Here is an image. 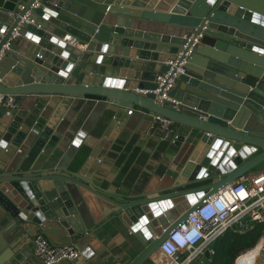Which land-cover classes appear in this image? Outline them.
Here are the masks:
<instances>
[{
    "label": "water",
    "instance_id": "water-1",
    "mask_svg": "<svg viewBox=\"0 0 264 264\" xmlns=\"http://www.w3.org/2000/svg\"><path fill=\"white\" fill-rule=\"evenodd\" d=\"M35 2L40 6L33 8ZM180 4L186 11L129 9L123 0H0V53L8 44L0 57V93L14 96L15 105L9 120L0 106V151L9 144L29 148L35 142L61 152L51 154L42 168L23 162L0 166V236L7 242L0 264H22L15 248L31 227L66 244L96 232L91 228L98 221L86 192L111 205L102 208L95 202L116 230L120 222L139 236L148 228L146 246L131 263L146 264L205 200L264 162V0ZM112 16L156 23L151 30L132 31L114 26ZM157 22L170 25L161 27L169 32L153 31L160 27ZM18 25L19 35L11 39ZM68 35L79 44L66 41ZM186 35L200 36L190 55ZM117 46L134 47L137 54L115 53ZM181 52L186 62L160 102L157 77L168 71L167 60ZM135 56L139 60L133 61ZM31 96L41 103L49 98L54 108L63 100L70 108L76 104L91 110L114 104L167 118L170 124L161 137L177 149L180 172L172 185L151 197H105L66 162L71 146L98 137L86 125L63 133L47 117L45 123L34 121L29 109L18 108L30 104ZM181 197L187 204L179 212L180 207L173 208Z\"/></svg>",
    "mask_w": 264,
    "mask_h": 264
},
{
    "label": "crops",
    "instance_id": "crops-1",
    "mask_svg": "<svg viewBox=\"0 0 264 264\" xmlns=\"http://www.w3.org/2000/svg\"><path fill=\"white\" fill-rule=\"evenodd\" d=\"M181 1L186 0H123L127 3L125 7L129 9L159 10L160 12H169L178 8L186 11L180 6ZM112 17L116 18L115 21H111L114 26L118 25L122 28L127 26V29H132V31L151 30V25L156 23L154 20L145 18ZM157 23L160 27L152 29L153 31L169 32L162 30L161 27L170 25ZM79 46L80 49H85L84 46ZM7 49L8 46H5L3 51ZM18 49L20 52L23 51L20 47ZM3 51L1 53H4ZM118 51L127 56L137 54L134 47L128 46H117L115 53ZM16 55L20 56L19 53ZM137 60L139 57L135 56L133 61ZM45 98L47 101L41 103L40 101L37 102L38 97L31 96L28 99L30 104L20 103L18 108L20 110L29 109L30 114H33L32 116L35 118L34 121L45 123L47 117L50 125L63 133L69 130H80L82 125H86L91 131L90 135L98 137L97 140L90 138L83 141L79 147L71 146L66 153V162L70 163L71 170L77 171L99 186L105 197L112 198L118 194L120 197L122 194L136 196L137 199L133 200L143 199L145 195L151 197L152 194L172 185L174 177L180 172L177 149L175 147L169 148L170 142L167 139H162L161 133L164 128L156 123L155 117L139 114L134 109H132V114H128L131 108H122L114 104L91 110L89 108L81 109L82 107L76 104L70 108L67 103L64 104L63 100V104L54 108L49 105V98ZM51 99L58 102L61 100L59 97ZM65 102L67 101L65 100ZM4 120H9V117L5 116ZM104 132L107 133V136L104 135ZM20 147L9 144L3 153L0 151V166H8L13 162H23V166L33 164L34 168H42L48 166L47 161L51 154H61L58 149L49 145L41 147L35 142L29 148ZM20 149L23 150L22 153ZM205 184L207 182L192 187ZM86 195L90 197L91 209L98 221L91 228L96 227V232L81 241L73 237L71 243L78 245L83 255L76 261H63L60 264H131L146 246L144 240L150 236L148 228L144 226L140 231L141 236H139L130 233L126 225L120 222L118 224L119 230H116L111 223L104 219L106 215L104 216L100 212L95 202L102 208H109L111 205L93 194L86 192ZM176 200H182V202H178L173 209L180 207L179 212L184 211L187 204L186 201H183L184 197ZM172 210L167 211L171 213ZM104 220L105 225L102 222ZM97 225L103 226L99 228L100 226ZM37 233L45 234L41 229L31 227L30 234L24 236L21 239V244L15 248L22 258V264H33L37 261L33 252V238ZM47 237L55 244H66L59 242L62 238L53 240L51 237ZM6 243L4 238L0 236V252ZM162 260L163 255L159 250L146 264H160ZM209 262L206 256L203 260L195 259L192 264H208Z\"/></svg>",
    "mask_w": 264,
    "mask_h": 264
},
{
    "label": "built area",
    "instance_id": "built-area-1",
    "mask_svg": "<svg viewBox=\"0 0 264 264\" xmlns=\"http://www.w3.org/2000/svg\"><path fill=\"white\" fill-rule=\"evenodd\" d=\"M38 6V2L32 5L33 8ZM24 8L25 5H19L20 10ZM19 25L12 31L11 39L19 35ZM199 37L194 38L193 35L184 37L187 41L185 48L189 47L187 55L191 54ZM65 40L72 45L79 44L77 39L70 35L66 36ZM2 55L3 53L0 54V57ZM182 55L181 52L167 60L168 71L157 77L155 92L162 93L159 98L160 102L166 98L167 92L176 85V78L182 71V65L186 62V58L181 61ZM0 106L5 108V116L10 117L11 111L15 108L14 96L0 93ZM132 112L133 110L129 109L128 114H132ZM155 119L164 129L170 124L167 118L156 116ZM259 225H264V165L256 173L244 174L234 183L221 188L193 211L186 221L176 227L160 246L163 255L160 264H192L195 259L203 260L206 256L211 262L216 255V249L212 246L213 241L230 230L239 235H247ZM33 244L34 256L39 264L76 261L83 255L78 245L55 244L43 233H37L34 236ZM256 249L258 251L253 261L249 262L250 260L245 258L246 255ZM184 252L186 255L182 256ZM257 259H261V263L264 264V231L259 236L256 245L241 251L233 264H257Z\"/></svg>",
    "mask_w": 264,
    "mask_h": 264
},
{
    "label": "trees",
    "instance_id": "trees-1",
    "mask_svg": "<svg viewBox=\"0 0 264 264\" xmlns=\"http://www.w3.org/2000/svg\"><path fill=\"white\" fill-rule=\"evenodd\" d=\"M262 227V225L257 226L253 232L247 235H239L233 232H230L229 234L226 233V235L220 238L221 245L219 247L215 246L216 255L208 264H233L235 258L241 251L250 249L256 245L259 236L262 233ZM241 237H248V242H239V238ZM185 255V252L182 253V256Z\"/></svg>",
    "mask_w": 264,
    "mask_h": 264
},
{
    "label": "rangeland",
    "instance_id": "rangeland-1",
    "mask_svg": "<svg viewBox=\"0 0 264 264\" xmlns=\"http://www.w3.org/2000/svg\"><path fill=\"white\" fill-rule=\"evenodd\" d=\"M263 165H264V162H262L261 164H259L258 166H256L253 170H250L249 172H248V174H250V175H252L253 173H255V172H257L258 171V169H260V168H262L263 167ZM263 227V230H262V232L264 231V225H262ZM230 232H232L231 230L230 231H228L227 232V234H229ZM226 235V234H225ZM224 236V235H223ZM222 236V237H223ZM221 238V237H220ZM220 238L219 239H216L215 241H213L212 242V246L213 247H219L220 245H221V240H220ZM248 237H241V238H239V242H242V243H247L248 242ZM257 264H262L261 263V259H257Z\"/></svg>",
    "mask_w": 264,
    "mask_h": 264
},
{
    "label": "bare ground",
    "instance_id": "bare-ground-1",
    "mask_svg": "<svg viewBox=\"0 0 264 264\" xmlns=\"http://www.w3.org/2000/svg\"><path fill=\"white\" fill-rule=\"evenodd\" d=\"M257 251H258V249L254 250V251H252V252H249V253L246 255L245 258L248 259V261L250 260L249 262L253 261V259H254L255 255H256Z\"/></svg>",
    "mask_w": 264,
    "mask_h": 264
}]
</instances>
